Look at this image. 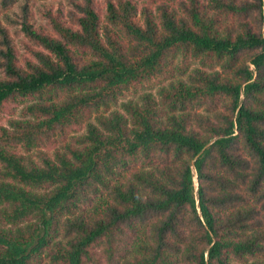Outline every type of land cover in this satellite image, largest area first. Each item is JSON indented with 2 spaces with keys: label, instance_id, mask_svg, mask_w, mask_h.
Listing matches in <instances>:
<instances>
[{
  "label": "trees",
  "instance_id": "16d2710c",
  "mask_svg": "<svg viewBox=\"0 0 264 264\" xmlns=\"http://www.w3.org/2000/svg\"><path fill=\"white\" fill-rule=\"evenodd\" d=\"M2 112L0 264H264V0H0Z\"/></svg>",
  "mask_w": 264,
  "mask_h": 264
},
{
  "label": "rangeland",
  "instance_id": "374dc122",
  "mask_svg": "<svg viewBox=\"0 0 264 264\" xmlns=\"http://www.w3.org/2000/svg\"><path fill=\"white\" fill-rule=\"evenodd\" d=\"M57 1H59V0H30L31 5H32V8H34V9H35V7H37L38 5H40V4H42V3H48V2L56 3ZM62 1H65V0H62ZM17 11H18V7H17V6H14V7H13L12 9H10L8 12H9V14H10L12 17H14V13L17 12ZM8 26H9L10 30H12V31H13V29L16 27V25H13V24H8ZM188 65L193 66V65H196V63L193 62V61H188ZM141 91H142V88H139V89H137L136 91H128L122 99L118 100V102H117L116 104L111 105V108H116V107H118V104H119V102H120L121 100H125V99H128V98H136L137 95H138ZM153 91H155V89H153ZM6 115H7V114L4 113V112L0 113V124H5V123H6V117H7ZM83 131H84L83 128L78 127V128H76V132H73V133L79 134V133H82Z\"/></svg>",
  "mask_w": 264,
  "mask_h": 264
}]
</instances>
